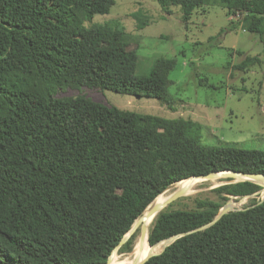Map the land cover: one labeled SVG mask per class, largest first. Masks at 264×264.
<instances>
[{
	"label": "trees",
	"instance_id": "trees-1",
	"mask_svg": "<svg viewBox=\"0 0 264 264\" xmlns=\"http://www.w3.org/2000/svg\"><path fill=\"white\" fill-rule=\"evenodd\" d=\"M156 2L165 10L179 6L184 21L196 9L218 4L246 31L264 33V0ZM114 3L0 0V264H103L171 183L225 170L264 174V149L204 145L187 120L82 95L54 97L84 86L168 101L174 58L158 57L138 75L136 53L87 42L85 23ZM134 17L140 28L146 24ZM259 63L258 56H246L234 68ZM260 190L248 180L224 183L213 189L219 200L165 209L155 217L148 243L196 229L230 197ZM134 235L120 252L130 251ZM143 264H264V199L180 235Z\"/></svg>",
	"mask_w": 264,
	"mask_h": 264
},
{
	"label": "rangeland",
	"instance_id": "rangeland-1",
	"mask_svg": "<svg viewBox=\"0 0 264 264\" xmlns=\"http://www.w3.org/2000/svg\"><path fill=\"white\" fill-rule=\"evenodd\" d=\"M134 14L145 19L141 28ZM237 18L218 4L198 8L184 21L179 6L165 10L156 0H115L107 14H96L85 23L90 31L87 42L136 53L138 75L146 74L158 57L174 58L168 101L84 86L59 90L54 97L82 95L136 113L181 118L190 122L189 130L204 145L264 149V33L246 31ZM254 55L260 58L259 64L246 71L234 68L246 56ZM228 179L201 178L165 209H192L196 199L219 200L213 189ZM261 191L251 197H230L235 203L232 208L242 209L259 200ZM142 228L140 224L135 230L132 244ZM165 244L160 241L156 248Z\"/></svg>",
	"mask_w": 264,
	"mask_h": 264
},
{
	"label": "water",
	"instance_id": "water-1",
	"mask_svg": "<svg viewBox=\"0 0 264 264\" xmlns=\"http://www.w3.org/2000/svg\"><path fill=\"white\" fill-rule=\"evenodd\" d=\"M220 173H224V175L227 176V178H229L225 183H234V182H238V181H244V180H248L251 181L255 184H259V181L261 179L264 178V174H260V173H252V172H242V171H236V170H225V171H218V172H211L208 173L206 175H195V176H191L189 178H212ZM188 179V178H187ZM179 182V181H177ZM177 182L171 183L170 185H168L162 192H165L169 189H172L173 191H171V193L167 196V198H165L164 201L162 202H155L154 204H151L156 197L159 195H157L154 200L146 207V209L151 205V208L148 211L149 215H154L155 217L163 210H165V208L171 204L173 201H175L176 199H178L179 197L183 196L186 193L185 189H174L175 188V184ZM224 184V183H223ZM261 186V185H260ZM261 190H262V196H261V200L264 199V187L261 186ZM161 192V193H162ZM248 197L253 196V194L250 195H246ZM231 201L228 200L218 211V213L216 214V216L208 223L197 227L196 229L193 230H189L187 232H184L180 235L195 231V230H200V229H204L207 228L208 226L212 225L213 223H215L218 219H220L224 214L230 212V211H234V210H240V209H233L230 206ZM145 209V210H146ZM144 210V211H145ZM144 219L143 214L140 215L132 224L131 228L129 229V231L121 238L120 242L113 248V250L111 251L110 255L107 257L106 261L103 264H110L111 258L114 254V252H116V250L135 232V230L138 228V226L140 225V222ZM144 233V228H142L140 230V234L141 236ZM178 235H174L172 237L166 238L163 241H165V246L162 248L161 251L164 250V248L169 245L170 243H172L176 238H178L180 236ZM160 251V252H161ZM160 252L154 253V254H150L148 256H146L144 259L134 262L132 264H143L146 260H148L151 256L159 254Z\"/></svg>",
	"mask_w": 264,
	"mask_h": 264
},
{
	"label": "bare ground",
	"instance_id": "bare-ground-1",
	"mask_svg": "<svg viewBox=\"0 0 264 264\" xmlns=\"http://www.w3.org/2000/svg\"><path fill=\"white\" fill-rule=\"evenodd\" d=\"M218 176H226L224 175V173H220L214 177H218ZM218 179V178H217ZM201 180V178H188V179H183L179 182H177L175 184L176 189H185L186 192L190 191L193 186L199 182ZM259 184L261 186L264 187V178L261 179L259 181ZM167 191L160 193L156 199L151 203L154 204L155 202H162L165 200V198H167L168 194H165ZM235 203H230V206H234ZM151 208V205L144 211L143 216L144 219L140 222L141 226H143L144 228V233L141 236V234H139L135 240L134 243L132 244L133 247L131 248V250L127 253H117L114 252L110 264H132L134 262L140 261L142 259H144L146 256L152 254L155 250H157L156 245H149L148 243V230L149 227L151 226L152 222L155 219L154 215H149L148 211ZM165 242V241H163ZM159 244V243H158ZM151 249V250H150ZM150 251V252H149Z\"/></svg>",
	"mask_w": 264,
	"mask_h": 264
},
{
	"label": "built area",
	"instance_id": "built-area-1",
	"mask_svg": "<svg viewBox=\"0 0 264 264\" xmlns=\"http://www.w3.org/2000/svg\"><path fill=\"white\" fill-rule=\"evenodd\" d=\"M237 16V15H236Z\"/></svg>",
	"mask_w": 264,
	"mask_h": 264
}]
</instances>
